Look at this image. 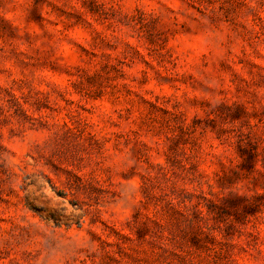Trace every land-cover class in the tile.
Wrapping results in <instances>:
<instances>
[{"label": "rangeland", "instance_id": "1", "mask_svg": "<svg viewBox=\"0 0 264 264\" xmlns=\"http://www.w3.org/2000/svg\"><path fill=\"white\" fill-rule=\"evenodd\" d=\"M0 264H264V0H0Z\"/></svg>", "mask_w": 264, "mask_h": 264}]
</instances>
